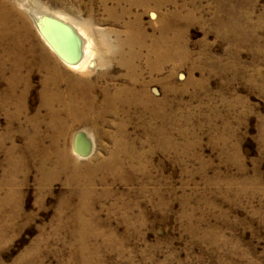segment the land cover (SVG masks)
<instances>
[{
  "label": "rangeland",
  "instance_id": "rangeland-1",
  "mask_svg": "<svg viewBox=\"0 0 264 264\" xmlns=\"http://www.w3.org/2000/svg\"><path fill=\"white\" fill-rule=\"evenodd\" d=\"M33 1L95 39V67L67 68L24 10L36 41L84 78L119 72L108 60L119 50L115 32L137 15L149 33L180 38L185 50L162 71L145 73L158 112L135 106L125 119L149 160L144 154L137 180L97 183L95 232L77 234L70 226L72 209L64 206L74 184L65 176L42 183L35 164L12 186L0 151V200L14 189L12 200L0 203V264H264V0H166L160 9L132 7L123 17L129 5L116 0ZM43 78L32 71L26 110L11 128L18 145L28 139L20 128L32 132L28 118L40 109ZM7 87L1 78L0 91ZM9 121L0 108V133ZM101 129H87L92 149L85 156L75 149L77 129L70 131L76 158L108 156L115 125Z\"/></svg>",
  "mask_w": 264,
  "mask_h": 264
},
{
  "label": "bare ground",
  "instance_id": "bare-ground-1",
  "mask_svg": "<svg viewBox=\"0 0 264 264\" xmlns=\"http://www.w3.org/2000/svg\"><path fill=\"white\" fill-rule=\"evenodd\" d=\"M116 1L129 5V8L122 11L121 17L129 14L132 7L148 10L154 6L155 9H160L167 2ZM18 4L19 7L13 0L0 1V77L7 79L8 83V87L0 91V108L10 120L6 130L0 133V151L5 153L6 180L12 186L15 185L18 175L22 173L26 176L35 164L40 171L39 180L42 183L50 181L57 175L65 176L66 183L74 184L68 192L64 206L72 209L70 226L77 234L90 233L99 225L96 224L97 212L93 208V194L97 183L99 181L103 183L107 178L137 180L138 167L144 166L142 162L144 154L149 160L147 151L137 150L135 147V141L131 139L127 129L128 120L125 119L131 116L135 106L144 107L148 111L153 110L155 114L158 112L153 108V103L158 99L150 92L151 78L147 79L145 73L162 71L166 61L178 58L185 49L180 46V38L178 41L177 37L171 38L166 35L167 33L158 36L149 33L140 24V17L137 15L135 20L127 21L129 23L124 30L115 32L119 50L111 53L108 60L116 63L119 72L113 74L100 72L94 77L84 78L76 73H70L67 68L81 71L87 67L89 69L95 67L97 63L94 58L97 49L95 39L69 17L61 13L43 11L33 0H18ZM24 10L34 19L39 33L68 65L67 68L41 41H36L37 38L32 32ZM166 17L161 15L162 20ZM27 41L31 45L28 50L24 49ZM36 68L44 76L40 94L41 104L38 112L28 118L32 132L27 133L25 127L20 128L22 133L26 132L28 138L21 146L15 143L11 128L13 124L20 122L26 110L30 77ZM160 102L164 103L163 100ZM41 109L45 111L42 112ZM110 117L113 118V122ZM111 123L115 125V133L112 135L114 148L107 157L82 162L73 155L68 146V135L72 129H77L75 149L80 155L85 156L92 149L90 147L92 138L87 129L102 132L101 126ZM13 191H10L5 199H1L0 203L5 204L6 201L8 203L10 199L12 200ZM76 197L78 201L75 204L71 203Z\"/></svg>",
  "mask_w": 264,
  "mask_h": 264
}]
</instances>
